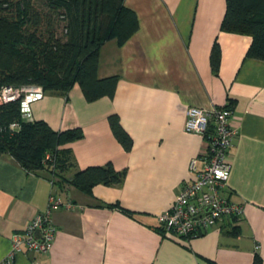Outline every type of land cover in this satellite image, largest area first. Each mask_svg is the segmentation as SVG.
I'll return each instance as SVG.
<instances>
[{
    "label": "crops",
    "instance_id": "obj_1",
    "mask_svg": "<svg viewBox=\"0 0 264 264\" xmlns=\"http://www.w3.org/2000/svg\"><path fill=\"white\" fill-rule=\"evenodd\" d=\"M123 4L135 13L137 29L120 45L105 41L97 63V77L117 75L113 95L87 101L74 84L66 94L41 90L29 103L31 120L53 130L81 129L82 137L68 145L74 166L65 178L110 162L125 169L123 179L84 193L0 155V263L12 234L44 212L52 194L69 205L50 209L49 250H23L10 264H252L255 254L264 264V61L244 56L248 35L220 29L225 0ZM211 105L227 106L236 130L223 194L241 206V216L236 231L220 221L201 235L174 237L156 229L155 216L188 179L189 160L197 156L201 165L205 142L183 130L186 107ZM112 113L132 140L128 151L109 129Z\"/></svg>",
    "mask_w": 264,
    "mask_h": 264
},
{
    "label": "trees",
    "instance_id": "obj_2",
    "mask_svg": "<svg viewBox=\"0 0 264 264\" xmlns=\"http://www.w3.org/2000/svg\"><path fill=\"white\" fill-rule=\"evenodd\" d=\"M136 29V15L123 0H0V89L37 86L66 94L77 84L87 101L111 97L117 75L97 77L99 48L109 39L120 45ZM220 29L248 35L244 56L264 61V0H225ZM218 61L219 48L213 42L212 70ZM11 122L19 125L17 130H9ZM107 124L128 151L132 140L118 116L109 114ZM81 137L79 127L53 130L43 120L22 119L18 99L0 103V155L28 172L42 173L55 185L65 183L84 193L96 184L120 183L125 169L115 170L110 162L76 169L64 177L74 166L68 145ZM232 229L236 231V226ZM252 264H261L258 255Z\"/></svg>",
    "mask_w": 264,
    "mask_h": 264
},
{
    "label": "built area",
    "instance_id": "obj_3",
    "mask_svg": "<svg viewBox=\"0 0 264 264\" xmlns=\"http://www.w3.org/2000/svg\"><path fill=\"white\" fill-rule=\"evenodd\" d=\"M41 95L37 86L0 89V103L18 99L22 119H30L29 103ZM230 109L227 106H187L184 113L183 130L200 135L205 142L201 154L188 162V179L179 187L172 204L155 216L159 230L174 237L190 238L205 233L220 221L235 225L241 216V206L223 194L229 175V148L236 130L229 123ZM19 125L11 122L9 130ZM48 155H46V158ZM58 205L68 206L52 194L48 197L44 212L35 213L19 232L10 238V248L0 264H10L15 254L32 251L44 254L49 250L54 234L50 220V209ZM37 233V234H36Z\"/></svg>",
    "mask_w": 264,
    "mask_h": 264
},
{
    "label": "water",
    "instance_id": "obj_4",
    "mask_svg": "<svg viewBox=\"0 0 264 264\" xmlns=\"http://www.w3.org/2000/svg\"><path fill=\"white\" fill-rule=\"evenodd\" d=\"M37 234V233H36Z\"/></svg>",
    "mask_w": 264,
    "mask_h": 264
}]
</instances>
